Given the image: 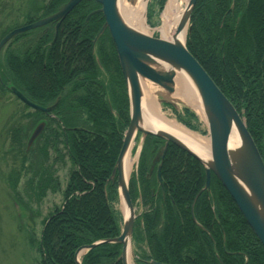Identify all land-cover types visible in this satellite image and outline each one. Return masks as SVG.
<instances>
[{"label":"trees","instance_id":"16d2710c","mask_svg":"<svg viewBox=\"0 0 264 264\" xmlns=\"http://www.w3.org/2000/svg\"><path fill=\"white\" fill-rule=\"evenodd\" d=\"M30 1L21 9L22 23L51 15L68 0ZM164 2L157 0V8ZM97 8L94 0H82L60 24L55 42L48 25L14 39L13 43L27 36L31 47L20 51L24 58L10 44L0 55V92L14 86L41 107L59 98L52 111L55 118L48 117L28 152L24 153L20 125L8 134L20 170L32 172L27 185L37 201L48 190L59 189L50 151L54 162L63 165L67 158L71 164L62 205L43 219L39 239H30L37 246L39 264H75L78 248L115 238L121 230L117 183L110 175L129 123V105L108 31L96 47L104 72L91 54L92 39L104 19L100 12L88 21L86 17ZM78 37L81 42L75 44ZM186 48L244 116L264 163V0H197ZM184 116L185 126L197 130V123L190 122L197 117L187 109ZM160 144L156 137L147 138L138 173L129 182L132 202L140 198L143 207L133 229L135 264H264L262 245L215 175L211 174L209 190L198 194L205 173L193 157L169 144L160 160L161 185L155 170L146 177ZM30 154H35V165L25 167ZM17 175L10 183L14 193ZM120 253V244H100L88 250L80 264H121Z\"/></svg>","mask_w":264,"mask_h":264},{"label":"water","instance_id":"95a60500","mask_svg":"<svg viewBox=\"0 0 264 264\" xmlns=\"http://www.w3.org/2000/svg\"><path fill=\"white\" fill-rule=\"evenodd\" d=\"M80 1L68 0L54 14L11 30L0 39V53L13 37L55 20H62ZM94 1L100 4V8L96 11L101 12L104 17V23L94 40L96 41L106 29L109 30L129 98V125L124 133L110 175L111 181L114 182L116 179L119 198L125 212L122 213L123 221L119 236L78 248L74 256L75 264H80L79 258L82 254L104 243L120 244L121 253L118 260L121 261V264H129L132 260L134 263L132 236L136 216L129 196V178L125 174V162L137 133H140L141 136L139 146H142L148 135L158 137L162 142L151 163L149 174L152 172L155 163L164 157L168 145L173 144L197 160L203 167L205 184L199 194L204 190H209L211 173L215 175L233 199L264 251V163L236 109L198 61L189 53L185 39L180 40L177 37H172L171 40L153 38L131 27L124 21L119 11L121 1L135 6L141 0ZM143 1L146 6L148 0ZM196 1L189 0L187 2L177 31L185 26L189 30V21ZM177 73L185 75L201 105L209 141L206 151L186 140H182L169 131L157 127L149 129L143 125L142 98L144 91L142 83L146 82L157 89L163 90L170 97L175 94ZM9 91L22 103L38 111H51L58 102L56 101L50 107H40L26 99L15 87H10ZM157 102L171 105L177 110L176 105L167 99L161 98ZM43 128L44 124L39 123L33 129L27 142V149L38 138ZM234 132L236 134L235 141L232 140L234 139L232 137ZM156 176L158 182H161L160 164L157 167ZM193 221L197 223L194 217Z\"/></svg>","mask_w":264,"mask_h":264},{"label":"rangeland","instance_id":"374dc122","mask_svg":"<svg viewBox=\"0 0 264 264\" xmlns=\"http://www.w3.org/2000/svg\"><path fill=\"white\" fill-rule=\"evenodd\" d=\"M167 1L168 0H165L163 5L159 9L157 8V4L155 3L157 2V0L147 1L145 7V24H147L151 29L148 30L146 34L155 38L161 37L160 33L157 31V28L161 24L160 17ZM30 3V0H0V5H2L0 6V31L5 29L6 27L8 28V31L6 30V33L4 35L15 28L22 27L28 24H26L25 22L22 23L23 17L21 16L20 12L21 9L23 11L24 5H28ZM150 5H152V7ZM94 13L99 12L95 11ZM89 17L90 15L88 14L86 17V21H88L87 18ZM64 19L65 18H63L62 20H55L53 22H50V25L48 26V29L53 31V34L55 35L53 42L56 41V38L58 36V28L60 24H62ZM16 22H18L19 25H15ZM58 22L59 24L57 25ZM33 31L37 30H29L17 36ZM106 34L110 36L109 30ZM96 35L94 36V38L96 37ZM17 36L13 37V39L4 46V49H6V47L10 44L12 49H14L15 51H19L16 52L19 57L21 54V57L24 58L23 53L20 51H25L26 49L30 48L31 44L29 43L27 36H21L18 41L13 43L14 39ZM2 37H0V39ZM79 42L81 41L78 37L75 44ZM63 45H65V40L63 41ZM11 48L9 51H12ZM7 49H9V47H7ZM2 53L3 52H1L0 55ZM144 83L148 88H150L151 94L155 98L156 104L168 119L175 120L184 128L194 132L201 138L208 140L206 122L204 116L202 115V112L199 109L190 107L188 104L176 98L174 94L169 97L163 90L157 89L146 82ZM161 98L173 102L177 107L178 113H176L174 110H171V107L169 106L158 104L157 100ZM183 108H188L198 116L197 121H190L191 123H197V130L190 129L183 123L182 120L188 121V118L183 114ZM238 114L240 115L246 126L244 116H242L239 112ZM41 118H45L46 121L50 120V118H48V116L46 115H36L31 107L22 105L18 101V99L15 98L10 92H0V264H39L40 258L37 246L35 242L31 243L30 239H32L33 237L36 239V241L39 239L43 219L50 213L54 212L55 209L59 208L63 203L62 192L66 187L68 169L71 168V164L67 160V158H64L63 165H60L57 162L53 161L54 156L50 151V164L51 161L54 164L53 177H55L59 189H56V191L48 190L45 193V196L41 198V200L37 201V197L35 196L36 192L33 191V189H29L27 185L29 179L32 177V172L23 169L20 170V162L18 157L16 156V149L10 148L8 139L9 130L12 127L20 125L22 128L21 134L24 137L22 140L24 153L28 152L29 149H27V142L29 139V133H31V131L35 128L34 121ZM139 139L140 137L137 136L136 140L133 141L132 149L126 159V163L130 161V163L132 164L129 177L130 175L135 173V165L137 164L139 151ZM59 147L63 152V147ZM23 148L21 149V151H23ZM34 156L35 154H30V156H28L29 158L26 159L27 162L25 163V167L35 165L36 161L33 159ZM16 174H18V180L16 181V191L14 193L11 190L10 183L15 178ZM121 206L122 205L118 203L116 205V209L122 213ZM135 208L136 210H139V205L137 204Z\"/></svg>","mask_w":264,"mask_h":264},{"label":"bare ground","instance_id":"6f19581e","mask_svg":"<svg viewBox=\"0 0 264 264\" xmlns=\"http://www.w3.org/2000/svg\"><path fill=\"white\" fill-rule=\"evenodd\" d=\"M187 2L188 0L167 1L160 17L161 24L157 28V31L160 33V36L163 40H171L172 37H177L180 40L185 39L187 26L180 29L179 31H177V29ZM144 8L145 2L143 0L139 1L135 6L129 5L125 1H121V4L119 5V11L124 21L138 31L146 33L149 30V26L145 24ZM175 82L176 89L174 96L184 103L188 104L190 107L199 109L201 111V105L198 101V97L194 93V90L185 75L182 73H177ZM142 86L144 91V95L142 98L144 127L149 129L153 127L164 129L173 133L182 140H186L189 143L194 144L196 147H199L202 150L206 151L208 149V140H205L194 132H191L190 130L184 128L175 120L168 119L156 104L155 98L152 96L150 88H148L145 83H142ZM232 137L234 138L232 140L235 141V132L233 133ZM131 168L132 164L130 163V161H128V163L125 162L126 177L129 175ZM121 207L122 211L125 212L123 206ZM129 264L132 263L129 262Z\"/></svg>","mask_w":264,"mask_h":264},{"label":"flooded vegetation","instance_id":"af4514ba","mask_svg":"<svg viewBox=\"0 0 264 264\" xmlns=\"http://www.w3.org/2000/svg\"><path fill=\"white\" fill-rule=\"evenodd\" d=\"M47 116L50 117V118L52 117L51 115H47Z\"/></svg>","mask_w":264,"mask_h":264}]
</instances>
